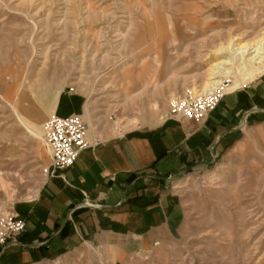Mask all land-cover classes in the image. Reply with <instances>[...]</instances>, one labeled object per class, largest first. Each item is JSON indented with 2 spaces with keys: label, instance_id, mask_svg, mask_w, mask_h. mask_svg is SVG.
Segmentation results:
<instances>
[{
  "label": "rangeland",
  "instance_id": "374dc122",
  "mask_svg": "<svg viewBox=\"0 0 264 264\" xmlns=\"http://www.w3.org/2000/svg\"><path fill=\"white\" fill-rule=\"evenodd\" d=\"M263 27L264 0H0V178L14 192L0 190V212L46 177L49 151L22 122L43 137L57 100L70 97L98 140L151 129L176 99L204 91L212 48ZM171 187L184 220L163 250L121 261L82 243L46 264H264L263 142L231 145Z\"/></svg>",
  "mask_w": 264,
  "mask_h": 264
},
{
  "label": "crops",
  "instance_id": "0c3cea01",
  "mask_svg": "<svg viewBox=\"0 0 264 264\" xmlns=\"http://www.w3.org/2000/svg\"><path fill=\"white\" fill-rule=\"evenodd\" d=\"M73 100H57L55 114L77 113ZM62 102L66 115H59ZM95 139L88 132V141ZM247 140L264 143V73L227 93L205 120L164 119L98 140L71 166L47 175L33 199L16 205L25 228L0 249V264H46L82 243L121 261L163 250L181 235L184 220L171 183Z\"/></svg>",
  "mask_w": 264,
  "mask_h": 264
},
{
  "label": "built area",
  "instance_id": "2783aa9c",
  "mask_svg": "<svg viewBox=\"0 0 264 264\" xmlns=\"http://www.w3.org/2000/svg\"><path fill=\"white\" fill-rule=\"evenodd\" d=\"M221 88L186 92L173 102L170 116L165 118L195 122L207 119L225 95ZM69 90L71 92L72 89ZM42 128L43 141L49 151L45 176L71 166L82 150L99 143L97 139L92 143L88 141V124L81 114L58 116L53 113L45 120ZM24 228L25 222L13 206L0 212V249L8 242H15Z\"/></svg>",
  "mask_w": 264,
  "mask_h": 264
},
{
  "label": "bare ground",
  "instance_id": "6f19581e",
  "mask_svg": "<svg viewBox=\"0 0 264 264\" xmlns=\"http://www.w3.org/2000/svg\"><path fill=\"white\" fill-rule=\"evenodd\" d=\"M242 35L243 33L231 36V38H227V40L217 47L213 46L214 48H212L211 54L218 56V59L212 62L209 73L205 75L208 76L207 79L210 82L201 84L204 91L199 90L200 92L217 89L218 87H222V92H230L245 85L244 79L251 81L264 73V27L261 29V32L251 40L242 41ZM223 80L231 82L232 85L225 89L223 85L226 81L223 83ZM22 123L31 135L33 134L43 139L40 133L36 132L35 129L24 122ZM135 123V119L130 122L131 125ZM221 169H224V165ZM10 185L0 178V190H2L4 194L10 195L13 192V190L10 189ZM18 189L20 188L18 187ZM31 194L29 192L25 194L29 201L35 196V194L31 196Z\"/></svg>",
  "mask_w": 264,
  "mask_h": 264
}]
</instances>
